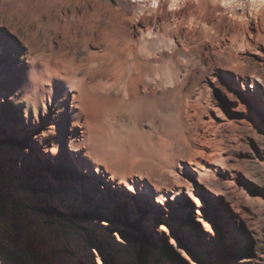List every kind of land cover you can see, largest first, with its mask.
<instances>
[{
    "label": "rangeland",
    "instance_id": "obj_1",
    "mask_svg": "<svg viewBox=\"0 0 264 264\" xmlns=\"http://www.w3.org/2000/svg\"><path fill=\"white\" fill-rule=\"evenodd\" d=\"M138 2L0 0V264H264L262 38L231 48L224 15L212 19L210 38L182 28L187 42L173 34L161 57L143 53L132 69L143 79L134 98L112 105L98 93L90 101L92 116L115 124L101 140L115 173L142 174L150 188L188 184L174 212L151 196L139 210L126 187L95 183L73 159L61 163L68 143L54 132L62 134L63 121L24 116L33 60L67 56L95 68L127 36L141 53L133 28L152 22H135ZM172 18L165 1L157 20L174 28ZM49 131L42 139L59 154L40 145ZM197 162L214 164L205 184Z\"/></svg>",
    "mask_w": 264,
    "mask_h": 264
},
{
    "label": "bare ground",
    "instance_id": "obj_2",
    "mask_svg": "<svg viewBox=\"0 0 264 264\" xmlns=\"http://www.w3.org/2000/svg\"><path fill=\"white\" fill-rule=\"evenodd\" d=\"M133 7L136 23L143 22L145 16L151 17L152 24L146 23L143 27L136 26L137 32L143 43L141 53L137 44L130 36L124 37L112 44L113 55L103 53L97 67L77 63L67 56L55 61L33 60L31 70L27 73L26 84L31 92L25 93L23 100L24 116L33 114L37 118L38 112L50 114L54 119L63 121V132L57 135L60 145L68 143V153L62 158L61 163L70 164L76 161L81 173L100 182L104 187L116 189L124 186L132 194L133 206L141 210L138 204H144L148 196L153 203L159 204L168 211L174 210L183 193H187L189 186L177 182L168 188L153 185L150 188L146 176L128 172L127 174L115 173L107 162V149L101 146V140L106 129L113 130L115 124L108 119H99L91 112L90 101L98 93L111 97L112 105H118L126 99L134 98L143 83L140 74L133 73L132 69L143 60V53L147 56H160L165 48L175 45L173 34L179 36L182 28L189 32H199L205 38H210L212 33L217 34L218 23L212 19L226 16L230 25V47L243 48L248 39L262 38L264 40V0H138ZM172 8L174 28L166 21H159L164 2ZM119 20L125 17L123 8H118ZM138 14V16H136ZM126 18V17H125ZM252 25L253 32L250 30ZM190 37V36H189ZM179 36L181 42L184 38ZM187 40V39H186ZM192 41V40H191ZM247 47V46H246ZM243 50V49H242ZM5 48L0 42V57L5 56ZM26 55V52H23ZM161 57V56H160ZM28 58V56H27ZM42 59V58H41ZM258 75L249 77L251 86L256 85ZM11 101H15L10 97ZM70 103V108L67 103ZM15 103V102H14ZM15 105H17L15 103ZM52 107L54 109L52 110ZM108 113L106 115H114ZM70 124L69 130L66 127ZM26 124V122H25ZM26 129V128H25ZM54 130L58 131L57 127ZM49 132L41 134L40 145L44 152L59 154L58 149L48 148L52 142L42 139ZM67 133V134H66ZM50 163V161H49ZM52 163V162H51ZM45 165V164H44ZM51 168V164H48ZM185 170L186 167H184ZM213 163H196L199 183H207V176L214 171ZM169 205V206H168ZM152 208V207H151ZM154 209V208H152ZM176 211V210H175ZM174 212V211H173Z\"/></svg>",
    "mask_w": 264,
    "mask_h": 264
}]
</instances>
